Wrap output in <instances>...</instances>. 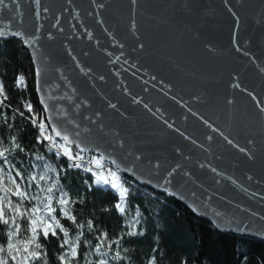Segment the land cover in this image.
Wrapping results in <instances>:
<instances>
[{
  "label": "water",
  "instance_id": "95a60500",
  "mask_svg": "<svg viewBox=\"0 0 264 264\" xmlns=\"http://www.w3.org/2000/svg\"><path fill=\"white\" fill-rule=\"evenodd\" d=\"M6 3L0 38L28 50L57 140L264 239V0Z\"/></svg>",
  "mask_w": 264,
  "mask_h": 264
},
{
  "label": "trees",
  "instance_id": "16d2710c",
  "mask_svg": "<svg viewBox=\"0 0 264 264\" xmlns=\"http://www.w3.org/2000/svg\"><path fill=\"white\" fill-rule=\"evenodd\" d=\"M21 76L23 85H18L17 79ZM0 85L3 86V95H0V150L9 149L6 153L8 164L0 158V169L16 178L33 197L46 196L47 193L41 189L55 184L52 207L56 211L53 215L68 230L69 240L77 246V256L70 260V264H98L101 259L107 264H149L150 261L152 264H264V239L222 233L171 195L136 183L119 173L127 189L125 212L122 214L115 207L119 196L114 189L96 183L92 172L85 171L84 167L70 166L64 155L50 152L46 144L48 140L41 135L39 127L42 120L45 133L49 132L35 92L32 60L23 43L16 38H0ZM28 105H31V111ZM16 172L21 176L16 177ZM43 174L47 177L44 181L39 179ZM33 176L35 181L30 180ZM61 193L67 194L70 201L67 207L75 217V223L59 212L56 200ZM10 199L15 203L18 198L10 196ZM39 203L37 199L25 200L24 208ZM136 220L139 222L133 229L131 224ZM89 221L93 224L91 229ZM18 222L21 230L14 237V242L21 241L18 246L22 247V242L31 233L27 230V219L21 217ZM8 230V226L0 224V246L7 244ZM56 231V236L44 238L38 235L37 238L42 245L40 251L46 254V264H61L59 257L69 251L68 246L61 247L63 233ZM77 236L79 240H76ZM99 243H103L101 252L107 255L102 256L95 251ZM117 252L120 259L113 258ZM32 264H45V259Z\"/></svg>",
  "mask_w": 264,
  "mask_h": 264
},
{
  "label": "snow or ice",
  "instance_id": "6c2138e0",
  "mask_svg": "<svg viewBox=\"0 0 264 264\" xmlns=\"http://www.w3.org/2000/svg\"><path fill=\"white\" fill-rule=\"evenodd\" d=\"M15 2V0H13ZM133 4L136 3V0H132ZM36 3L39 4V0H36ZM0 6H3L5 8L8 7V4L6 3V0H0ZM102 7V5H99ZM18 10V9H17ZM47 11V9H45ZM4 35V31L0 29V36ZM15 35L19 36L20 33H16ZM27 43V41H26ZM233 43H236V40H233ZM239 50V49H238ZM247 55V53H245ZM261 71H264V68L261 69ZM37 75H39V72H37ZM18 85H23V77H19L17 79ZM233 87L240 88L239 84H234ZM39 90V89H38ZM0 95H3V86L0 85ZM248 95H252L251 93H248ZM6 98V97H5ZM253 100L256 99L255 96L252 97ZM231 101H229L230 103ZM260 107V110L264 112V107H261L259 104L257 105ZM112 107H115L112 105ZM147 107V105H145ZM29 111H31V105H28ZM33 123H36L35 120H33ZM39 127L41 130V135L44 137V139L52 140L50 136H45V124L41 120L39 123ZM171 127V125H169ZM52 131L55 132L57 136H61V138L64 141V144L56 145L53 141V146L59 147L63 150V154L68 156L70 160L77 161V163H74L70 166L72 167H81V163L79 161H82L84 159L83 156H81V152L87 151V149L81 147V145L76 142L75 140L71 139L70 136L66 133L62 134L60 131H58L55 127L52 128ZM78 135V134H77ZM14 139V138H13ZM227 139V137H225ZM76 144V147L79 149V151L75 154L72 153L70 148L67 145L70 144ZM229 144H232L231 140H228ZM236 147V145H233ZM14 147H18V145H14ZM9 151L8 148H4L3 150H0V158H4V163L7 165L8 161L6 158V153ZM239 151L245 152L246 150L244 148H239ZM106 156L104 153H100L99 157L92 156L87 161L90 165L88 168H85V171L92 172L93 176L95 177L96 183H101L104 185H110L112 189H114L118 196H119V202L115 205L116 209L120 213L125 212V198L127 195V189L123 186V184L120 182V178L117 175V171H113L111 169H107L105 174V168H104V161L106 160ZM111 164L116 165L115 160L109 161ZM92 165L95 166L94 170ZM215 171V169H213ZM171 175V173H169ZM21 174L19 172H16V177H20ZM39 179L44 181L47 179L46 174L40 175ZM31 181H35L36 177L33 176L30 178ZM55 187V184H53L51 187H48L46 189H41V191H44L47 193L44 197H33L29 194L27 190H25L22 187L21 183H18L16 178H14L10 173H4L3 169H0V224L8 226L7 231V237L8 241L5 246H0V253H4L5 255L0 256V264H9V261L12 262V264H32V262L45 259L46 264V254L42 253L40 249L42 248V245L37 242L38 235H43L44 238H47L49 235L56 236L57 235V229L59 232L63 233L64 239L61 244V247L64 248L65 246H68L69 251L62 254L59 259L61 261V264H66V261L68 264H70V260L72 258H75L77 256V246L73 241H70L68 236V230L63 227V225L60 223V220L57 219L53 213L56 211L55 208L52 207V201H53V189ZM10 196L17 197V202H13L12 199H10ZM37 199L40 201L38 205H34L31 208H24V201L25 200H32ZM56 203L59 205V212L62 217H65L69 220H72L73 223H75V217H73L70 214V211L67 207V205L70 203V201L67 199L66 193H61V197L56 200ZM191 206V205H190ZM193 211H196L195 208H193ZM139 215V213H137ZM23 217L27 219L28 221V231L31 233V235L22 242V247L18 246L21 244V241H15L14 237L20 232L21 225L18 222V220ZM139 221L136 220L133 224H131V227L134 229L135 224ZM77 227H83V225H77ZM88 227L91 229L93 227V224L91 221L88 222ZM240 231H244V229H240ZM82 235V233H81ZM102 236H106V234H101ZM261 238H264V234H261ZM100 239V237H98ZM76 240H79V236L76 237ZM111 243H118V241H112ZM103 247V243L97 244L95 251L97 253H100V255L104 256L107 255L106 252H101V248ZM114 259H120L119 252L116 253V255L113 257ZM98 264H107L106 260H99ZM149 264H152L150 261Z\"/></svg>",
  "mask_w": 264,
  "mask_h": 264
},
{
  "label": "built area",
  "instance_id": "2783aa9c",
  "mask_svg": "<svg viewBox=\"0 0 264 264\" xmlns=\"http://www.w3.org/2000/svg\"><path fill=\"white\" fill-rule=\"evenodd\" d=\"M48 140V139H47ZM54 140V139H53ZM48 142H49V140L47 141V143L46 144H48ZM55 144L56 145H59L57 142H55ZM47 149L50 151V152H52V153H54V154H56V155H58V156H63L64 154H63V150L62 149H60L59 147H55V146H53V142H50L49 144H48V146H47ZM78 151L77 150H75L74 151V154L75 153H77ZM81 154V156H83L84 157V159L82 160V161H79V163H81V167H84V168H88L90 165L88 164V160H89V158L90 157H92L89 153H80ZM71 165L72 164H74V163H77V161H68ZM92 167V166H91Z\"/></svg>",
  "mask_w": 264,
  "mask_h": 264
},
{
  "label": "rangeland",
  "instance_id": "374dc122",
  "mask_svg": "<svg viewBox=\"0 0 264 264\" xmlns=\"http://www.w3.org/2000/svg\"><path fill=\"white\" fill-rule=\"evenodd\" d=\"M50 130H49V132H47L46 131V133L44 134L45 136H50L51 138H52V140H49V142H48V144L50 143V142H57L59 145H61V144H64V141H59V140H57L55 137H53V134L51 135L50 134ZM52 133V132H51ZM54 139V140H53ZM48 144H47V146H48ZM68 146V145H67ZM69 148H70V150L72 151V153L74 154V151H73V148L72 147H70V146H68ZM65 156V158L68 160V161H70V159H69V157L68 156H66V155H64ZM91 156H96L97 158L99 157L98 155H96V154H91ZM71 161H74V160H71ZM104 163V168H105V174H107V172H106V170L107 169H111V170H113V171H117L110 163H108L107 161H104L103 162ZM92 167H93V169L94 170H97V169H95V166L94 165H92ZM98 171V170H97ZM117 175L119 176V178H120V182H121V177H120V175H119V172L117 171ZM122 183V182H121ZM110 186V185H109Z\"/></svg>",
  "mask_w": 264,
  "mask_h": 264
}]
</instances>
